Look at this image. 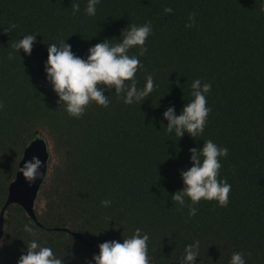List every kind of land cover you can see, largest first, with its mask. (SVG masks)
I'll return each instance as SVG.
<instances>
[{"label":"trees","instance_id":"16d2710c","mask_svg":"<svg viewBox=\"0 0 264 264\" xmlns=\"http://www.w3.org/2000/svg\"><path fill=\"white\" fill-rule=\"evenodd\" d=\"M86 2L0 0V217L25 145L41 133L51 154L34 203L37 220L19 203L5 209L0 264H16L32 239L63 257V264H86L99 243L122 242L136 228L149 236L150 264H177L196 239L199 264H228L236 251L245 264H264L261 0H100L94 16L84 14ZM73 3L80 5L75 14ZM165 6L172 12L165 14ZM189 13L195 23L185 27ZM145 21L152 33L135 79L142 87L152 74L157 87L149 97L125 105L113 89L104 93L107 108L90 103L80 118L68 116L45 79L47 44L65 40L86 57L90 46L119 42L130 23ZM9 24L16 27L5 32ZM29 33L36 35L31 54L13 52L11 45ZM196 78L212 85L203 133H166L163 111L174 106L179 114ZM209 139L228 149L219 174L231 185L229 203L202 199L189 218L188 199L181 208L170 197L183 187L180 171L191 166L189 149ZM103 199L110 206H101ZM29 222L31 235L23 232Z\"/></svg>","mask_w":264,"mask_h":264},{"label":"clouds","instance_id":"9594fccd","mask_svg":"<svg viewBox=\"0 0 264 264\" xmlns=\"http://www.w3.org/2000/svg\"><path fill=\"white\" fill-rule=\"evenodd\" d=\"M100 0H87L84 14L94 16ZM73 14L80 10L78 3L71 4ZM165 14L171 13L172 8L165 6ZM259 12L264 13V0H261ZM194 13H189V23L185 27H192L195 23ZM14 24L4 28L5 32L15 29ZM152 33V24L145 21L141 25L130 23L121 31L119 42L109 43V40L92 45L87 50L86 57L75 55L71 46L64 41L47 44V58L44 61L45 79L51 84L52 90L58 97V103L62 104L68 116L80 118L90 103L107 108L109 105L106 91L114 94L125 105H132L144 101L149 97L154 87V79L151 73L145 75L142 87L137 86L135 74L143 68L140 61L147 51L146 39ZM35 33L23 35L15 41L11 48L13 52L22 49L25 54H31ZM135 48V54L129 55V50ZM13 52L8 53V58H13ZM211 83L201 82V79H193L190 85L189 95L191 99L182 106L179 114L174 112V106L167 107L162 116L167 120L166 133H174L176 137H182L187 133L195 138L203 133L211 108L207 105V94L211 90ZM3 105L0 104V108ZM189 159L191 166L180 171L183 187L171 195V200L181 208L185 207V199L189 203L188 217L191 218L197 212V205L202 199L215 201L220 207H226L229 203L231 185L226 178L220 177V160L228 154V149L217 145L212 140H204L201 148H190ZM41 161L33 156L31 161H24L18 168L24 179L31 185L38 176L37 169ZM101 206L108 207L109 199L100 201ZM34 229L30 222L23 225V232L31 235ZM149 236L136 228L130 237L123 238L122 242L115 239L98 244V253L92 255L86 264H150L147 241ZM200 257V241L193 240L186 244L183 255L177 264H199L196 258ZM63 258V257H62ZM57 257L53 250L38 243L36 239L26 244V250L16 261V264H63V259ZM228 264H245L242 252H233Z\"/></svg>","mask_w":264,"mask_h":264},{"label":"water","instance_id":"95a60500","mask_svg":"<svg viewBox=\"0 0 264 264\" xmlns=\"http://www.w3.org/2000/svg\"><path fill=\"white\" fill-rule=\"evenodd\" d=\"M36 156L41 164L38 171V176L35 181L29 185V183L24 179L21 173L16 172L15 178L11 181L9 185V191L7 199L1 210L0 217V238L3 234V214L5 209L12 203H19L22 205L27 211L28 215L33 219L37 220L34 203L38 196V192L46 178L48 169H49V161L51 158L50 150H49V141L43 136L41 133H37L26 145L20 161L18 163V168L23 166L24 161H31V158ZM41 224L40 222H38ZM72 234L81 238V233L76 231H71ZM90 245H93L91 242H87Z\"/></svg>","mask_w":264,"mask_h":264}]
</instances>
